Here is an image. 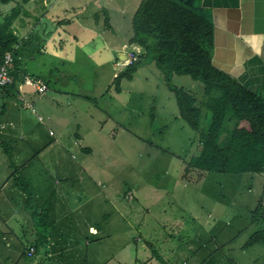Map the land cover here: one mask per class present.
<instances>
[{"label": "crops", "instance_id": "obj_1", "mask_svg": "<svg viewBox=\"0 0 264 264\" xmlns=\"http://www.w3.org/2000/svg\"><path fill=\"white\" fill-rule=\"evenodd\" d=\"M141 1L0 2V22L16 5L21 8L13 23L19 40L13 66L17 84L0 92V264H160L146 242L169 260L160 245L175 244V229L186 235L179 229L190 222L185 215L191 210L177 206L175 191L154 183L141 190L135 183V200H126L121 185L113 184L123 164L118 143L123 134L135 135L149 146L147 151L156 147L177 158V188L180 180L186 186V161L200 147V142L198 147L183 143L187 153L180 154V149L161 148L149 139L168 134L180 142L183 133L190 139L197 134L189 133L191 127L181 118L176 97L155 62L141 67L133 80H123L121 92L114 90L123 68L118 62L138 47L129 39ZM202 6L211 11L215 25L213 63L258 93L264 87V0H202ZM106 13L111 28L105 25ZM26 75L43 78L48 91L39 95L24 90ZM106 76L105 88L100 79ZM173 82L191 92L200 89L201 96H195L200 104L206 101L203 83L190 76H175ZM22 95L36 111L22 105ZM90 205L109 206V212L99 215ZM204 212L212 214L209 208ZM43 215L49 220L46 228L39 224ZM111 215L138 225L124 245L107 243L112 234L103 232V224L111 222ZM191 219L203 227L196 210ZM250 223L255 231L260 227L252 215ZM32 245L36 252L30 257ZM233 264L241 262L233 259Z\"/></svg>", "mask_w": 264, "mask_h": 264}, {"label": "trees", "instance_id": "obj_2", "mask_svg": "<svg viewBox=\"0 0 264 264\" xmlns=\"http://www.w3.org/2000/svg\"><path fill=\"white\" fill-rule=\"evenodd\" d=\"M14 1L17 0H0L3 4ZM28 1L22 0L23 3ZM20 12L18 4L0 22V63H3L7 52L13 54L10 66L13 82L3 90L17 84L18 73L13 66H17L15 47L19 40L13 23ZM95 16L97 22L100 15L97 13ZM105 25L111 28L108 13ZM214 31L212 13L202 6V0H142L135 12L133 34L129 39V43L141 47L142 52L132 64L123 66L113 82L114 90L119 93L123 80H133L141 67L155 62L176 97L181 118L200 137V147L186 161L182 173V179L189 183H197L211 172L264 173V87L258 93L253 92L230 73L215 66ZM175 76H190L203 83L206 101L200 104L195 94L176 85L173 82ZM204 117L209 119L207 126L203 125ZM233 120L234 128H230L229 123ZM242 122L247 124L241 125ZM128 192L124 198L132 200L134 197L127 198ZM263 210L260 201L251 211L253 223L260 227L244 248L264 244ZM39 217V224L48 227V216ZM146 245L160 264H170L152 243L146 242Z\"/></svg>", "mask_w": 264, "mask_h": 264}, {"label": "rangeland", "instance_id": "obj_3", "mask_svg": "<svg viewBox=\"0 0 264 264\" xmlns=\"http://www.w3.org/2000/svg\"><path fill=\"white\" fill-rule=\"evenodd\" d=\"M76 62L79 64L77 59ZM75 67L77 68L78 66L75 65ZM100 80L102 81V87H104L108 77H103ZM199 91L200 93H197L194 90L192 93L200 97L202 91L200 89ZM208 121L209 119L204 117L203 125L207 126L206 123ZM234 124L235 120L229 123V127L231 128ZM189 133L195 132L192 128H189ZM144 136L146 138L148 135ZM122 137H124L122 141L118 138V143L124 159L123 164L116 172L118 182L113 184L121 185L122 193L125 194L129 189L136 190L135 183L139 184L138 188L141 190H144L148 184L152 183L162 190L164 187H167L171 191H175L174 194L176 195H173V197L178 200L176 201L177 206L191 210L190 214L187 213L185 215L190 222H186L187 226L179 229L185 230L186 235H181L178 229H175V237L178 238L175 244L167 248L160 245L162 250H166L168 256H170L168 260L170 264H233V259L241 262V264H252L254 259H258L256 264H264V244L253 246L247 252L243 248L248 240L249 234L256 230V226H251L250 223L251 211L256 208L260 201L264 206V173L219 174L211 172L206 173L198 184L185 181L186 186L184 187L180 180L179 184L181 188H177L173 180V176H175L174 170L178 167V164L175 163V159L177 158L162 150L158 151L156 147L155 152L147 151L148 149L145 148L149 146L147 144H145L146 146L142 145L141 143L143 142L133 134H123ZM189 137L188 133H183L180 136V142L176 141L178 137L173 139L172 135L168 134L150 135L149 139L155 146L172 148L174 150L180 149V154H186L187 150L183 149V143L194 147L199 146L198 142L200 137L198 134L194 138L191 136L192 139ZM127 139H129L127 143H131L129 146L125 143ZM110 169L112 172L115 170L114 167ZM249 187L251 189H248ZM134 191L132 193L135 198ZM148 205L150 204L145 203V206ZM89 207L98 212L99 215L104 210L106 213L109 212V206L99 208L95 205H90ZM206 208L212 210L211 215L204 212ZM195 210L197 216L204 220L202 228L196 225L193 219H191V215H194ZM141 213L142 216L146 215V209L142 208ZM207 216H210L211 219L210 222L206 223ZM110 221H108L110 223L103 224L107 227L103 232L105 234H112V240L110 238L107 240V243H110V245H114L115 242L119 245H124L132 230L138 229V225L133 227L131 222L126 223L125 218L122 221L116 215H111ZM115 222L117 224L114 225ZM261 224H264V221ZM245 230H248L250 233H243ZM237 234H239L238 237H236ZM210 235L212 238H210ZM110 245H107V248ZM146 249L151 252L147 248V245ZM209 254L212 255L209 256ZM165 259L167 260L166 257Z\"/></svg>", "mask_w": 264, "mask_h": 264}, {"label": "built area", "instance_id": "obj_4", "mask_svg": "<svg viewBox=\"0 0 264 264\" xmlns=\"http://www.w3.org/2000/svg\"><path fill=\"white\" fill-rule=\"evenodd\" d=\"M141 52H142V48L138 46L134 51H131L129 54H127L125 56V59L122 60V62H118V65L119 63H121L120 65L123 66L132 64L135 60H137L138 54ZM12 62H13V54L12 52H7L3 59V63H0V92L13 82V77L11 75V70H10V66ZM24 82H25L24 85H30L34 87L35 91L40 95L45 94L49 88L46 82L42 78L35 76H26ZM22 93H25V91L22 90ZM20 100L24 107L31 108L32 110L36 111V108L34 107L33 103L27 97L22 95ZM38 116L40 119L42 120L44 119L43 116L41 115ZM132 197H133V193L129 191L127 194V198H132ZM35 252H36V248L32 246L28 249L27 255L30 257L34 256Z\"/></svg>", "mask_w": 264, "mask_h": 264}, {"label": "water", "instance_id": "obj_5", "mask_svg": "<svg viewBox=\"0 0 264 264\" xmlns=\"http://www.w3.org/2000/svg\"><path fill=\"white\" fill-rule=\"evenodd\" d=\"M23 89L26 90V91H35V88L32 87V86H30V85H25V86L23 87Z\"/></svg>", "mask_w": 264, "mask_h": 264}, {"label": "bare ground", "instance_id": "obj_6", "mask_svg": "<svg viewBox=\"0 0 264 264\" xmlns=\"http://www.w3.org/2000/svg\"><path fill=\"white\" fill-rule=\"evenodd\" d=\"M22 82V81H21Z\"/></svg>", "mask_w": 264, "mask_h": 264}]
</instances>
